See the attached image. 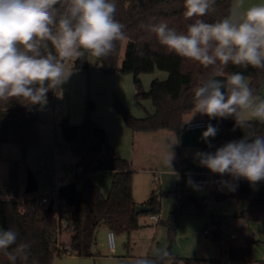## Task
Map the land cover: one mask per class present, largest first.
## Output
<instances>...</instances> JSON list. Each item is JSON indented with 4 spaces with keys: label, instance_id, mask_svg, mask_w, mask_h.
<instances>
[{
    "label": "trees",
    "instance_id": "1",
    "mask_svg": "<svg viewBox=\"0 0 264 264\" xmlns=\"http://www.w3.org/2000/svg\"><path fill=\"white\" fill-rule=\"evenodd\" d=\"M117 5L116 19L125 25L127 37L126 50L121 60L123 42H117L115 51L108 57L91 61V55L76 60L73 68L90 72L132 73L136 87L137 100L150 99L155 106V113L143 118L135 117L130 110L119 101L115 105L125 122L133 132H151L168 129L180 134L184 126L183 118L193 110L192 89L197 85L201 75H207L211 69H204L196 62L166 51L159 44L154 34L144 26L165 22L178 33H186L187 26L193 21L185 18L183 0H115ZM233 0H217L216 10L203 17L212 23L227 16L232 8ZM121 60V61H120ZM156 69L166 71V80L154 79L148 91L143 90L141 74L152 73ZM225 75L242 72L250 78V87L257 96H261L264 85V69L252 67L241 68L229 64L224 69ZM24 101L12 99L0 102V145L18 144L22 156L8 160V178L6 192L0 187V230L12 229L18 233V242L31 244L29 259H18L17 264H52L56 256L70 253L78 256H94L93 246L99 227L105 224L115 233L132 231L141 227V214H159L161 211L162 194L152 190L146 204L152 210L144 213L136 212L137 202L133 192L134 173L130 161L124 158L109 142L107 131L90 118L95 103L88 100L85 121L79 126V138L74 142H66L77 158L76 165L83 166L81 175L56 189L55 196L60 201L59 209L42 210L39 200L43 195L26 194L22 191V174L26 165V156L32 144L39 142V105L26 106ZM254 123V131L264 135V124ZM211 124L218 128V134L210 143L204 144L202 152H215L227 142L239 140L244 133L235 127V121L228 119H211ZM113 171L111 191L105 196L101 188L91 179L94 172ZM27 177V176H26ZM232 179V178H231ZM235 190L225 187L214 195L217 200L237 197L248 201V207L234 217L258 220L264 223V181L255 185L248 181L233 180ZM25 187V186H24ZM25 195L20 200V195ZM62 202L65 210L62 211ZM177 208L171 212L166 221L170 238V249L177 233V223L181 215L203 213L208 202L205 198H194L186 195L178 200ZM59 211V217L56 213ZM210 215L213 236L216 242L221 241V222ZM66 224H64V222ZM70 231L71 239L68 246L60 242L63 231ZM175 264H193L196 258H184L174 255ZM258 261L256 250L249 246L228 243L225 264L232 262L249 263ZM220 260H214L219 264ZM264 264V260L260 261ZM0 264H10L0 253Z\"/></svg>",
    "mask_w": 264,
    "mask_h": 264
},
{
    "label": "clouds",
    "instance_id": "2",
    "mask_svg": "<svg viewBox=\"0 0 264 264\" xmlns=\"http://www.w3.org/2000/svg\"><path fill=\"white\" fill-rule=\"evenodd\" d=\"M216 3L183 0L184 16L193 21L186 33L165 22L144 27L166 51L211 69L192 89V116L232 118L244 133L215 152L198 151L194 158L213 174L255 185L264 181V135L254 131L253 123L264 124V98L254 94L242 72L225 75L224 69L229 64L264 69V2L245 7L244 0H235L227 16L206 22L203 17L216 10ZM116 11L115 0H0V102L16 99L43 108L49 91L62 96V85L72 74L68 62L87 55L108 57L117 42L127 39ZM217 134L218 128L208 124L202 139L212 147ZM174 158L172 150L163 156L171 168ZM188 183L200 189L191 179ZM220 183L235 190L227 180ZM30 249L29 242H18L16 231L0 230V253L10 264L27 261ZM130 264H175V259L170 249L156 247Z\"/></svg>",
    "mask_w": 264,
    "mask_h": 264
},
{
    "label": "rangeland",
    "instance_id": "3",
    "mask_svg": "<svg viewBox=\"0 0 264 264\" xmlns=\"http://www.w3.org/2000/svg\"><path fill=\"white\" fill-rule=\"evenodd\" d=\"M261 2L264 0H244V6L248 7ZM126 45L127 39L122 46L121 60ZM91 61L94 63L96 60L91 57ZM72 66V62L66 65L67 70L72 71V74L62 85V96L59 91H49L47 104L43 108L39 107L40 138L38 143L29 147L25 171L21 179L22 191L25 188L28 170L35 174L38 181L39 188L36 194L49 198L55 196L61 179L75 178L77 159L66 144L62 126L64 122L82 125L85 121L88 100H91L95 103V108L90 112V118L107 131L108 142L124 158L131 161L136 171L133 182L136 201L139 203L147 201L154 189L162 194L161 211L158 214L161 221H152L150 214H141L140 228L132 231L131 234L115 233V251L110 250L107 231L101 227L97 235V244L93 246L96 257L62 254L56 256L52 264H122L125 260L130 262L133 258L156 247L169 249L170 238L166 221L171 212L177 208L178 197L188 193L206 197L208 205L201 214L196 213L195 208H191L190 213L179 217L175 241L181 248V257L199 259L193 264H214V260H220L219 264H222L227 258V244L233 242L255 249L258 261L230 264H261L260 261L264 260V223L258 220L246 221L234 218L249 206L248 201L237 197L216 201L214 193L225 188L221 183L205 185L199 190H194L188 183L189 179L196 183L197 180H205L217 175L201 167L198 160L194 158V154L201 151L200 138L202 139L204 131H193L186 138H179L174 131L163 129L155 135L156 137L151 138L149 135L140 138L131 131L115 105L116 101H119L138 118L155 113V106L150 99H136L134 75L102 70L80 71ZM168 76L166 71L159 69L152 73L141 74L143 90L148 91L154 79L166 80ZM196 136L199 137V143L193 142ZM171 150L175 157L172 168L163 160L164 154ZM21 156L20 145H0V187L3 189V194H5V183L8 178V160L19 159ZM221 178L232 184L231 177L221 176ZM91 179L101 188L105 196L109 195L113 182L112 171L94 172ZM55 199L57 202V197ZM211 214L222 216L220 242H216L213 236ZM63 222L66 224L65 221ZM205 230L209 231L205 232ZM69 233L70 231H63L62 238L65 239ZM232 233L236 234L235 239L231 238ZM59 240L61 242V237ZM123 256H127V259L121 263L120 258Z\"/></svg>",
    "mask_w": 264,
    "mask_h": 264
},
{
    "label": "built area",
    "instance_id": "4",
    "mask_svg": "<svg viewBox=\"0 0 264 264\" xmlns=\"http://www.w3.org/2000/svg\"><path fill=\"white\" fill-rule=\"evenodd\" d=\"M209 124V122L206 119H202V120H194V121H190L188 123H186L182 129L181 132L182 135L187 133V132H193V131H198V130H205L206 126ZM76 174L81 175L83 172V166L82 165H78L76 166ZM220 181H222L221 176H211L208 179H201V180H197L196 184L200 185V187H204L205 185H209V184H218L220 183ZM68 183L66 179H61L60 182H58V186L60 185H64ZM58 199V198H57ZM53 200L51 198H49L48 196H42V198L39 200V206L42 210L47 209L50 201ZM56 200V199H55ZM54 200V206L53 208L55 209H59V204L60 201L59 199L57 200V202ZM62 211L65 210V206L64 203L62 202ZM56 216L59 217V211L56 213ZM150 219L154 220V221H160V217L158 214H150ZM213 228V226L211 225V229ZM209 230H205V232H208ZM108 243H109V247L111 251H115L116 249V235L114 231H109L108 232ZM236 234L233 233L231 234V238H236ZM222 264H224V261L222 262Z\"/></svg>",
    "mask_w": 264,
    "mask_h": 264
},
{
    "label": "crops",
    "instance_id": "5",
    "mask_svg": "<svg viewBox=\"0 0 264 264\" xmlns=\"http://www.w3.org/2000/svg\"><path fill=\"white\" fill-rule=\"evenodd\" d=\"M247 79H248V81L250 82V78L248 77V76H245ZM261 98H264V85H263V87H262V91H261V96H260ZM194 114V112H193V110L192 111H190V112H188V113H186L185 114V116H184V118H183V123H184V125L186 124V123H188L187 121L189 120V122L190 121H194V120H202V119H206L208 122H209V124H211V119H209V117L208 116H206V115H201V114H199V113H197V114H195L194 116H192ZM206 130V129H205ZM205 130H203V131H205ZM159 131H163V129H161V130H158V131H151V132H143V131H140V132H133L135 135H137L138 137H140V138H142V137H148L149 135H151V138L152 137H156L155 135H157V133H159ZM175 133V132H174ZM190 134V132H187V133H185V134H183L182 135V133H180V134H178L177 133V136L180 138V137H184V138H186L188 135ZM171 135V134H170ZM180 140V139H179ZM212 140V139H211ZM210 140V141H211ZM193 142H195V143H199V137H195L194 138V140H193ZM200 146H201V152H202V146L204 145V144H207V142H205L203 139H201L200 138ZM77 159V158H76ZM77 161V160H76ZM130 161V160H129ZM130 164H131V161H130ZM131 167H132V164H131ZM132 169L134 170V168L132 167ZM110 171H112V170H110ZM135 171V170H134ZM136 172V171H135ZM112 173H113V171H112ZM134 175H135V173H134ZM75 176H76V174H75ZM75 179V178H74ZM73 179V180H74ZM67 180V182H69V181H72L71 179H66ZM6 184V183H5ZM26 184V183H25ZM24 190H25V188H24ZM222 191V190H221ZM220 191V192H221ZM5 192H6V189H5ZM25 192V191H24ZM216 193H218V192H215L214 193V195L216 194ZM186 195H191L192 197H194V198H205L206 200H207V198L206 197H202V196H197V195H195V194H191V193H188V194H186ZM186 195H184V196H186ZM184 196H182V197H184ZM24 197H25V195H21L20 196V200H23L24 199ZM182 197H178V200L179 199H181ZM52 198V197H51ZM136 200V199H135ZM147 201H148V199H147ZM147 201H144L143 203H139L138 201H136L137 202V204H146L147 203ZM208 202V201H207ZM216 218L215 219H217V220H219L220 222H222L221 220H222V216H215ZM234 218H237V217H234ZM152 221H154V220H152ZM161 221V220H160ZM160 221H155V222H160ZM211 223V222H210ZM222 224V223H221ZM101 227H103V228H105L106 229V231H107V236H108V232L110 231V229L105 225V224H103V225H101L100 227H99V229L101 228ZM214 228V227H213ZM213 228H212V230H213ZM99 229H98V231H99ZM98 231H97V235H98ZM233 234V233H232ZM61 237V243L62 244H64V245H66V246H68L69 245V243H70V239H71V234L69 233V235L68 236H66V238L65 239H63L62 237H63V234L60 236ZM109 237V236H108ZM108 237H107V242H108ZM95 244H97V236H96V243ZM108 245H109V243H108ZM169 249H170V244H169ZM171 250V249H170ZM94 251V250H93ZM65 254H67V255H69V256H74L75 255V253L74 254H70V253H65ZM75 256H78V255H75ZM97 256V254L94 252V256H90V257H96ZM81 257H84V256H81ZM124 259H127V256H123V258H120V262L122 263V261L124 260ZM123 264V263H122Z\"/></svg>",
    "mask_w": 264,
    "mask_h": 264
},
{
    "label": "water",
    "instance_id": "6",
    "mask_svg": "<svg viewBox=\"0 0 264 264\" xmlns=\"http://www.w3.org/2000/svg\"><path fill=\"white\" fill-rule=\"evenodd\" d=\"M62 133L63 137L66 142H74L79 138L80 134V128L79 125H73L68 122H64L62 126ZM26 184H25V193L26 194H34L38 191V181L35 177V174L28 170L27 171V177H26ZM54 200H51L47 209L49 211L53 210L54 206ZM152 210V207L149 206L148 204H137L136 205V212L139 213H144V212H149ZM171 251L173 252L174 255L181 256L182 251L181 248L177 245L176 241H173ZM123 264H130L128 260H125Z\"/></svg>",
    "mask_w": 264,
    "mask_h": 264
}]
</instances>
